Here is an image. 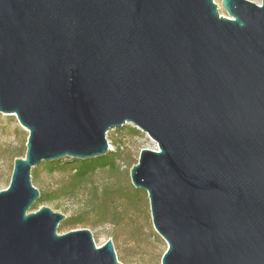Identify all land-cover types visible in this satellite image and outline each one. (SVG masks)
I'll use <instances>...</instances> for the list:
<instances>
[{"label":"water","instance_id":"1","mask_svg":"<svg viewBox=\"0 0 264 264\" xmlns=\"http://www.w3.org/2000/svg\"><path fill=\"white\" fill-rule=\"evenodd\" d=\"M0 0V113L27 131L0 190V264H125L39 198L41 162L132 124L160 264H264V0Z\"/></svg>","mask_w":264,"mask_h":264},{"label":"rangeland","instance_id":"2","mask_svg":"<svg viewBox=\"0 0 264 264\" xmlns=\"http://www.w3.org/2000/svg\"><path fill=\"white\" fill-rule=\"evenodd\" d=\"M251 1L257 4L260 3V0ZM214 2L218 5L219 14L226 15L220 6L221 0H214ZM132 126V124H125L123 126L124 130L121 132H118V129L122 127L107 132L106 138L109 149L113 151L117 147L121 156L117 164L123 176L115 178L111 177L105 170L98 171L94 177L97 184L119 182L124 186L133 187L129 178L131 164L137 162L141 148L155 149L156 144L140 130H138V134L133 135L129 131ZM26 138L27 131L19 125L14 116L0 113V190L6 188L9 183L13 160L16 157H22L25 153ZM63 178L62 174H49L44 168H39L37 182L35 183L32 178L31 180L34 186L41 189L54 188ZM84 200L85 197L79 195L62 201L58 207L55 203L47 205L64 213L67 217L80 211L83 208ZM135 201L136 206L126 208L122 221L117 225L110 222L94 225L83 224L71 229L57 228V233L88 228L93 232L92 237L97 247L108 239L112 240L118 262L125 264H160L161 256L166 249V243L152 227L146 192L142 191Z\"/></svg>","mask_w":264,"mask_h":264},{"label":"trees","instance_id":"3","mask_svg":"<svg viewBox=\"0 0 264 264\" xmlns=\"http://www.w3.org/2000/svg\"><path fill=\"white\" fill-rule=\"evenodd\" d=\"M122 130H124L123 127L118 129V132ZM129 131L133 135L139 133L138 129L133 126ZM120 157L116 147L113 151L98 158L87 160L64 158L58 161L41 162L31 170V176L35 183L39 168H44L49 174H62L64 178L54 188L39 189L40 195L32 206V210L41 205L52 203L58 207L62 201L83 195L85 197L83 208L67 216L58 225L59 229H71L77 225H94L102 222L119 224L124 217L126 208L136 206L135 200L142 190L129 185L124 186L119 182L99 185L95 182L94 177L98 171L102 170L107 171L111 177L123 176L117 164ZM134 164L136 162L132 163L130 168Z\"/></svg>","mask_w":264,"mask_h":264},{"label":"built area","instance_id":"4","mask_svg":"<svg viewBox=\"0 0 264 264\" xmlns=\"http://www.w3.org/2000/svg\"><path fill=\"white\" fill-rule=\"evenodd\" d=\"M155 149H157V148L155 147Z\"/></svg>","mask_w":264,"mask_h":264}]
</instances>
